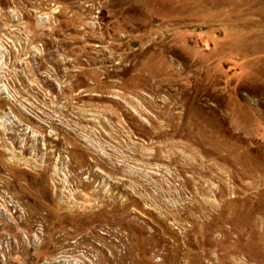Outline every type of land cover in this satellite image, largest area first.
Here are the masks:
<instances>
[{
    "label": "rangeland",
    "instance_id": "1",
    "mask_svg": "<svg viewBox=\"0 0 264 264\" xmlns=\"http://www.w3.org/2000/svg\"><path fill=\"white\" fill-rule=\"evenodd\" d=\"M0 264H264V0H0Z\"/></svg>",
    "mask_w": 264,
    "mask_h": 264
}]
</instances>
